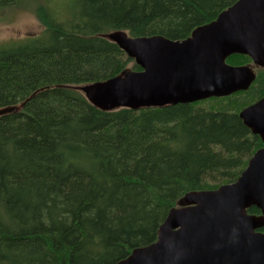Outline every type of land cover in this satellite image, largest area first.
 <instances>
[{"label":"trees","instance_id":"trees-1","mask_svg":"<svg viewBox=\"0 0 264 264\" xmlns=\"http://www.w3.org/2000/svg\"><path fill=\"white\" fill-rule=\"evenodd\" d=\"M34 1L44 31L0 44V264H117L264 147L239 116L264 96V69L227 97L103 111L79 88L141 71L108 34L182 41L238 0Z\"/></svg>","mask_w":264,"mask_h":264},{"label":"water","instance_id":"water-1","mask_svg":"<svg viewBox=\"0 0 264 264\" xmlns=\"http://www.w3.org/2000/svg\"><path fill=\"white\" fill-rule=\"evenodd\" d=\"M106 38L134 59L141 71L124 70L80 91L103 111L191 104L247 91L256 79L248 66L226 60L244 55L264 67V0H238L217 19L173 41L160 36ZM11 110H1L0 115ZM240 118L264 144V96ZM257 207L262 215L248 209ZM264 148L233 183L190 192L171 209L157 241L136 248L117 264H264Z\"/></svg>","mask_w":264,"mask_h":264},{"label":"rangeland","instance_id":"rangeland-1","mask_svg":"<svg viewBox=\"0 0 264 264\" xmlns=\"http://www.w3.org/2000/svg\"><path fill=\"white\" fill-rule=\"evenodd\" d=\"M22 2L16 6L0 10V44L37 36L44 31V26L35 14L37 1L24 0ZM249 65L257 75L260 70H263L256 67L253 62Z\"/></svg>","mask_w":264,"mask_h":264}]
</instances>
